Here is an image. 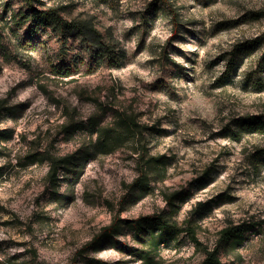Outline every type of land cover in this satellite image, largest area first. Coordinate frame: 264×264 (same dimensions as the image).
I'll use <instances>...</instances> for the list:
<instances>
[{
    "label": "rangeland",
    "instance_id": "obj_1",
    "mask_svg": "<svg viewBox=\"0 0 264 264\" xmlns=\"http://www.w3.org/2000/svg\"><path fill=\"white\" fill-rule=\"evenodd\" d=\"M40 2L39 11L88 22L113 54L94 57L79 36L40 23L26 0H0V103L10 109L0 112V264H142L126 229L79 254L115 216L156 213L193 226L199 242L181 232L161 247V264H203L221 230L242 223L256 227L219 257L261 264L264 130L247 122L264 121V0ZM124 20L127 49L115 40ZM117 112L137 115L149 154L165 161L151 191L130 188L140 173L130 144L89 159L80 174L61 169L54 185L49 158L94 140L65 129L92 117L112 123ZM175 192L176 212L165 199Z\"/></svg>",
    "mask_w": 264,
    "mask_h": 264
},
{
    "label": "trees",
    "instance_id": "obj_2",
    "mask_svg": "<svg viewBox=\"0 0 264 264\" xmlns=\"http://www.w3.org/2000/svg\"><path fill=\"white\" fill-rule=\"evenodd\" d=\"M34 16L40 23L51 27L54 31L62 34L70 33L83 39L87 49L94 53V57L104 60L106 57H112V52L105 45L102 34L98 32L88 22H77L75 20H65L60 13L53 10L39 11L35 9L34 2L40 0H26ZM41 3V2H40ZM22 15V14H21ZM22 17L27 18L25 14ZM71 71V70H70ZM72 73L71 72H67ZM6 109L4 104L0 103V112ZM103 120L92 117L87 126L84 122L78 124L72 122L65 129L70 135L80 129H86L93 140L91 145H83L77 152L62 158H49L50 162V181L57 185L59 181L58 173L61 169L66 174L82 173L89 159L96 156H108L117 152L125 145H133L134 154L138 155L137 165L139 176L131 185L132 192L147 193L151 191V177L153 174L161 175L165 170V161L162 157L151 156L145 146L146 132L148 128L141 124L137 115L133 112H117L112 123L103 124ZM247 126L251 128L264 130V121L248 119ZM84 126V127H82ZM82 169V170H81ZM183 195L179 192L166 195L167 203L172 207L173 211H177L179 206L176 204L178 200H182ZM256 227L255 224L242 223L239 225H231L219 233L214 249L205 248L206 258L203 264H225L221 261L219 255L223 247H239L243 245L247 239L246 234ZM125 229L131 232L141 243L140 247L128 248L129 255L142 262V264H161L159 251L163 245H168L175 240L179 234L186 231L192 239L198 243L196 238V230L189 225L186 228H179L177 222L162 213H156L150 216L140 217L134 220L123 219L115 216L112 223L103 227L94 239L82 251L79 257L83 256L89 249L101 247L106 242H111L116 237L124 233ZM184 229V230H183ZM87 264H110L100 259L92 258Z\"/></svg>",
    "mask_w": 264,
    "mask_h": 264
},
{
    "label": "clouds",
    "instance_id": "obj_3",
    "mask_svg": "<svg viewBox=\"0 0 264 264\" xmlns=\"http://www.w3.org/2000/svg\"><path fill=\"white\" fill-rule=\"evenodd\" d=\"M113 23H116L115 21L113 22ZM131 24H132V21L131 20H124V21H121L120 22V26L117 28V30H116V36H115V40L117 41V42H119V44L123 47V48H125V49H127V48H129L130 46L128 45V44H126V43H124V37L121 35V33H123V31H124V28L125 27H130L131 26ZM135 38H133V40H134ZM181 63H183V61H181ZM202 69L201 68H198L197 69V71H201ZM23 97H21V99H22ZM84 119L85 120H87V117H84ZM60 195H62L63 194V189L61 188L60 189V193H59ZM49 198L50 199H54L55 197H53V194L50 192L49 193ZM36 235H39V233H36ZM26 239H31V237L29 236V237H26ZM31 246V245H30ZM20 250H22V249H20ZM13 251H17V249H13ZM28 258H30V257H28ZM4 259V257L3 256H0V260H3ZM261 264H264V261H261Z\"/></svg>",
    "mask_w": 264,
    "mask_h": 264
}]
</instances>
